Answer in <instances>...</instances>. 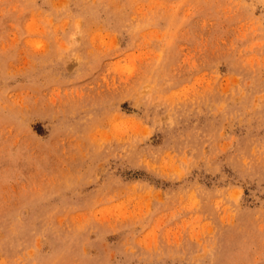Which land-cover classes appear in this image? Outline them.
I'll return each mask as SVG.
<instances>
[{
  "label": "rangeland",
  "instance_id": "obj_1",
  "mask_svg": "<svg viewBox=\"0 0 264 264\" xmlns=\"http://www.w3.org/2000/svg\"><path fill=\"white\" fill-rule=\"evenodd\" d=\"M0 264H264V0H0Z\"/></svg>",
  "mask_w": 264,
  "mask_h": 264
}]
</instances>
